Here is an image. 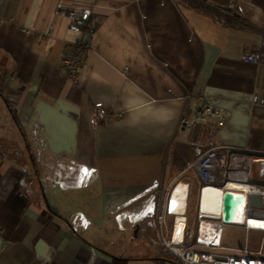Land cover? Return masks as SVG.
<instances>
[{
	"label": "crops",
	"instance_id": "crops-1",
	"mask_svg": "<svg viewBox=\"0 0 264 264\" xmlns=\"http://www.w3.org/2000/svg\"><path fill=\"white\" fill-rule=\"evenodd\" d=\"M229 5L230 23H217ZM83 8L92 33L70 28L68 11ZM79 39L89 49L72 81L61 61ZM260 45L264 0H0V123L15 122L25 147L11 156L0 144V264H160V189L194 230L204 210L190 164L220 145L264 158V106L252 103L264 99V64L245 58ZM193 94L226 121L210 117L186 140L178 124ZM97 102L113 115L93 127ZM225 180L240 177L224 171L216 185ZM249 182L264 187V161ZM262 238L225 224L221 241L256 250Z\"/></svg>",
	"mask_w": 264,
	"mask_h": 264
},
{
	"label": "built area",
	"instance_id": "built-area-1",
	"mask_svg": "<svg viewBox=\"0 0 264 264\" xmlns=\"http://www.w3.org/2000/svg\"><path fill=\"white\" fill-rule=\"evenodd\" d=\"M231 5L227 8H220L219 14L216 15V21L219 24L230 23L229 18L225 17L223 13L230 12ZM70 18V28L81 33H92L95 28L91 17L89 8L78 10H71L67 13ZM93 19V20H92ZM53 25L50 26V29ZM66 53L62 57L61 66L65 76L69 79L75 80V73L78 65L81 63L83 56L89 49V42L79 39L77 41H70L65 43ZM247 60L256 63L264 64V45H260L253 52L245 57ZM253 104L264 106V99L258 95L252 98ZM91 124L97 126L98 122L111 115L106 111L104 104L97 102L91 107ZM210 117L216 119L218 126H221L226 121L224 112L214 108L209 104L205 96L202 94H193L192 103L187 106L186 113L181 117L178 127V135L186 140L191 139L202 125H204ZM255 161H264V158H256L252 156L247 148H239L233 146H214L204 150L196 160L190 164L196 170L199 182V204L202 205L203 188L215 187L221 190L230 189L229 186H238L236 191H242L249 195H263L264 187L258 189L254 184L249 182L252 174V164ZM228 171L232 174H238L240 180L230 182L228 180L222 181L220 187L216 183L221 182L223 172ZM170 186L160 189L159 197L156 203L155 210V228L153 231V240L155 243L165 247L168 252L175 256L181 264H264L263 239L264 227H255L242 223L245 230H259L263 233V238L260 241L257 250L248 248L247 240L243 248H231L222 244V229L224 223L221 221L220 212L218 214L197 212L196 228L189 229L187 225V218L183 214L175 213L171 210ZM235 190V189H233ZM245 218L247 221H263L264 211L251 207L247 199L245 205ZM173 211V212H172ZM170 214L172 217L171 225L168 230L165 228L166 216ZM179 218H181L182 228L181 232L176 233ZM208 227H211L210 229ZM206 233L209 237L206 238ZM151 240V242H153ZM165 251V249L163 248Z\"/></svg>",
	"mask_w": 264,
	"mask_h": 264
},
{
	"label": "rangeland",
	"instance_id": "rangeland-1",
	"mask_svg": "<svg viewBox=\"0 0 264 264\" xmlns=\"http://www.w3.org/2000/svg\"><path fill=\"white\" fill-rule=\"evenodd\" d=\"M91 17L93 18V16H92V14H91ZM95 25V24H94ZM82 59V58H81ZM83 60V59H82ZM81 64V63H80ZM80 64L78 65V67H77V70H76V73H75V80H72V79H69V80H72V81H76L77 80V76H78V73H79V66H80ZM62 67V66H61ZM93 104L94 103H92L91 104V106L90 107H92L93 106ZM105 107V106H104ZM106 108V107H105ZM106 111L111 115L109 118H107V117H105V118H103V119H101L99 122H98V124L99 123H102V122H104V121H107V120H109V119H111L112 118V113H111V111L110 110H108L107 108H106ZM91 112H90V117H91ZM15 116H16V114H14ZM14 115H13V117H14ZM184 116V115H183ZM10 117H12V114H10ZM17 117V116H16ZM181 119V118H180ZM8 120H9V118H8ZM90 120H91V118H90ZM16 121V120H15ZM14 122V121H13ZM179 122H180V120H179ZM91 123V122H90ZM1 126H0V135H1V139H0V144H2V143H8L9 144V147H8V149H11V151L12 150H14V153L11 155V156H14L15 154H17L18 152V150L19 149H22V150H24V137H23V134H22V132L19 130V127H18V125H16V123L14 122L13 123V125L11 124V125H8L7 124V119L6 120H2L1 121ZM92 125V124H91ZM94 127V126H93ZM96 127V126H95ZM178 127H179V124H178ZM4 141H6V142H4ZM4 145V144H3ZM25 156V158H26V155H24ZM17 157H18V155H17ZM19 157H21L20 155H19ZM27 160V159H26ZM28 167L27 168H31V166H30V164H28L27 165ZM256 179V177H253V179H251L252 181H254ZM1 229V228H0ZM153 235L154 234H152V236H151V238H150V240H153L154 238H153ZM151 246L154 248V249H158L159 250V252L161 253V256H162V258H160V261L161 262H164V263H168V261L166 260V259H164V258H167V256H169L168 254H171L170 252H168L167 250H166V248L163 246V247H161L162 245H160V244H158V243H155L154 242V240H153V242H151ZM163 248L165 249V251L163 250ZM172 255V254H171ZM164 256V257H163Z\"/></svg>",
	"mask_w": 264,
	"mask_h": 264
},
{
	"label": "water",
	"instance_id": "water-1",
	"mask_svg": "<svg viewBox=\"0 0 264 264\" xmlns=\"http://www.w3.org/2000/svg\"><path fill=\"white\" fill-rule=\"evenodd\" d=\"M249 201L251 207L264 211V196L263 195H249L248 198L242 191L233 189H224L220 199V215L221 221L224 224H232L234 216L238 211L240 205L245 206L246 201ZM139 224L133 229V236L137 235Z\"/></svg>",
	"mask_w": 264,
	"mask_h": 264
},
{
	"label": "bare ground",
	"instance_id": "bare-ground-1",
	"mask_svg": "<svg viewBox=\"0 0 264 264\" xmlns=\"http://www.w3.org/2000/svg\"><path fill=\"white\" fill-rule=\"evenodd\" d=\"M221 194H222L221 190H217L213 186L208 187V188H203L202 209L204 211H206V213L218 214V212H220ZM244 207L245 206H243V205L239 206L238 211L236 212V214L234 216L232 224L242 225V223H245L248 225H253L255 227H260L259 225H264L263 221H257V222L249 221L248 222L247 219L245 218V208ZM181 220L182 219L179 218L178 227L176 230V233H178V234L181 232V228H182ZM208 228L210 229L211 227H208ZM205 236H206V238H208L209 237L208 233H206ZM258 248H259V246H258ZM262 248H264V247H262ZM263 252H264V250H263Z\"/></svg>",
	"mask_w": 264,
	"mask_h": 264
},
{
	"label": "trees",
	"instance_id": "trees-1",
	"mask_svg": "<svg viewBox=\"0 0 264 264\" xmlns=\"http://www.w3.org/2000/svg\"><path fill=\"white\" fill-rule=\"evenodd\" d=\"M168 255L169 256H167V258H164L168 261V263L167 262L166 263L161 262L159 259L160 264H181L175 256H173L171 254H168ZM112 264H127V259L121 258V257H114L112 260Z\"/></svg>",
	"mask_w": 264,
	"mask_h": 264
},
{
	"label": "snow or ice",
	"instance_id": "snow-or-ice-1",
	"mask_svg": "<svg viewBox=\"0 0 264 264\" xmlns=\"http://www.w3.org/2000/svg\"><path fill=\"white\" fill-rule=\"evenodd\" d=\"M84 171H85V173L90 174L88 169H84ZM173 203L175 204V202H173ZM259 226H260V227H264V225H259Z\"/></svg>",
	"mask_w": 264,
	"mask_h": 264
}]
</instances>
